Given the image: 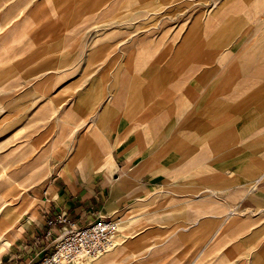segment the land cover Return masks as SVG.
<instances>
[{
  "label": "crops",
  "instance_id": "obj_1",
  "mask_svg": "<svg viewBox=\"0 0 264 264\" xmlns=\"http://www.w3.org/2000/svg\"><path fill=\"white\" fill-rule=\"evenodd\" d=\"M0 130L41 164L0 263L65 214L120 219L85 264H264V0H0Z\"/></svg>",
  "mask_w": 264,
  "mask_h": 264
},
{
  "label": "built area",
  "instance_id": "obj_2",
  "mask_svg": "<svg viewBox=\"0 0 264 264\" xmlns=\"http://www.w3.org/2000/svg\"><path fill=\"white\" fill-rule=\"evenodd\" d=\"M56 224L63 227L54 239V247L34 264H85L117 246L119 218H99L81 226L68 215L59 214L48 221L50 227ZM47 235L52 232L48 231Z\"/></svg>",
  "mask_w": 264,
  "mask_h": 264
},
{
  "label": "rangeland",
  "instance_id": "obj_3",
  "mask_svg": "<svg viewBox=\"0 0 264 264\" xmlns=\"http://www.w3.org/2000/svg\"><path fill=\"white\" fill-rule=\"evenodd\" d=\"M138 25L140 21H137ZM145 21H141V28L145 27ZM125 25H136L134 20H125ZM3 130V129H2ZM0 130V131H2ZM10 151V150H9ZM21 158V149L13 150L6 154V147L3 141L0 142V219L4 218L6 223H16L19 215L16 212L18 203L21 199V194L27 190L32 184L37 183L39 180L23 179L25 176H30L32 173L37 172L41 164H29L27 162H17ZM255 186H260L261 181H256ZM14 193V195H12ZM16 205V206H15ZM4 226L0 224V227ZM13 226L9 227L4 234H0V245L3 240L8 239L9 229H14ZM113 250V249H112ZM1 257V255H0ZM89 262V261H88ZM86 263V262H85ZM0 264H7L5 260Z\"/></svg>",
  "mask_w": 264,
  "mask_h": 264
},
{
  "label": "bare ground",
  "instance_id": "obj_4",
  "mask_svg": "<svg viewBox=\"0 0 264 264\" xmlns=\"http://www.w3.org/2000/svg\"><path fill=\"white\" fill-rule=\"evenodd\" d=\"M0 224H3L4 226L0 227V234H4V232L12 226L11 223H6V220L4 218L0 219ZM11 232V231H10ZM11 235V234H10ZM13 237V236H12ZM10 245V240H3V243L0 245V255L1 253Z\"/></svg>",
  "mask_w": 264,
  "mask_h": 264
}]
</instances>
